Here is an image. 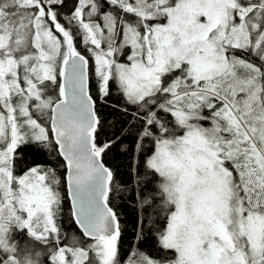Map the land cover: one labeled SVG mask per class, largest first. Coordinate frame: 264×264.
<instances>
[{
  "label": "snow or ice",
  "instance_id": "1",
  "mask_svg": "<svg viewBox=\"0 0 264 264\" xmlns=\"http://www.w3.org/2000/svg\"><path fill=\"white\" fill-rule=\"evenodd\" d=\"M0 264H264V0H0Z\"/></svg>",
  "mask_w": 264,
  "mask_h": 264
},
{
  "label": "trees",
  "instance_id": "2",
  "mask_svg": "<svg viewBox=\"0 0 264 264\" xmlns=\"http://www.w3.org/2000/svg\"><path fill=\"white\" fill-rule=\"evenodd\" d=\"M109 119H113V117H109ZM109 162L111 164H113L114 166H118L120 168L121 173H126L127 169H126L125 165H126L127 161H125L122 157L114 156V157L110 158ZM123 179L127 180V179H129V177L127 175H124ZM122 213H123V218L125 220L129 221L128 237H129V239H131V235H132V233H131L132 223L131 222L134 220L132 206L126 204L122 209Z\"/></svg>",
  "mask_w": 264,
  "mask_h": 264
}]
</instances>
